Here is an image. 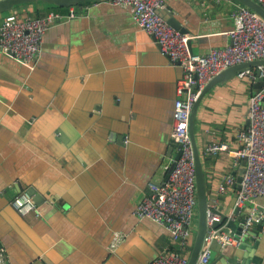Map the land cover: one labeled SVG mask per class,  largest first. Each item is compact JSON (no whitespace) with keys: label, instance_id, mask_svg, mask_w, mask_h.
Masks as SVG:
<instances>
[{"label":"crops","instance_id":"0c3cea01","mask_svg":"<svg viewBox=\"0 0 264 264\" xmlns=\"http://www.w3.org/2000/svg\"><path fill=\"white\" fill-rule=\"evenodd\" d=\"M165 2L189 30L193 53L231 42L235 0ZM60 12L33 69L0 48V264H147L176 247L163 226L135 211L178 154L171 134L182 68L128 7L98 2ZM253 92L235 76L199 106L200 150L230 146L203 157L209 189L217 175L235 173V135L249 125ZM27 188L44 196L39 217L12 206ZM233 199L222 198L225 214ZM247 240L250 258L264 264V225Z\"/></svg>","mask_w":264,"mask_h":264},{"label":"built area","instance_id":"2783aa9c","mask_svg":"<svg viewBox=\"0 0 264 264\" xmlns=\"http://www.w3.org/2000/svg\"><path fill=\"white\" fill-rule=\"evenodd\" d=\"M264 6V0H257ZM115 6L128 7L136 24L153 35L163 54L171 63L179 64L183 75L178 82L174 103L172 141L181 150V156L170 170L167 179L157 184L150 182L148 192L136 207L140 220L149 219L163 226L170 234L175 248L162 249L147 264H188L197 226L196 168L189 133L192 109L208 82L226 68L264 59V21L251 9L237 4L231 12L233 27L227 32L231 42L224 47H212L204 54H195L189 46L190 36L173 28L159 13L166 7L165 0H110ZM73 13L67 16H71ZM65 16L60 11H49L33 18L9 13L0 22V48L16 60L33 69L41 54V45L48 29ZM264 77V66L241 70L236 78L254 84ZM249 125L238 128L237 148L233 149L234 172L217 175L209 189L207 232L196 264H208L211 245L238 247L250 236L253 228L264 225V87L250 97ZM226 142L210 143L202 151L204 156H216L229 150ZM244 163L245 173L240 188H234L237 173ZM235 196L232 209L225 214L222 198ZM21 216H41L39 207L26 191L12 201ZM225 217V219H224ZM242 220V229L236 233L230 222ZM222 222L219 226L215 223Z\"/></svg>","mask_w":264,"mask_h":264},{"label":"water","instance_id":"95a60500","mask_svg":"<svg viewBox=\"0 0 264 264\" xmlns=\"http://www.w3.org/2000/svg\"><path fill=\"white\" fill-rule=\"evenodd\" d=\"M110 0H0V15L14 11L17 7L21 5H27L32 3H43L52 5L59 8H70L78 6L82 3H98V2H107ZM237 3L251 9L254 11L263 21H264V6L260 4L257 0H235ZM158 13L176 30H179L182 34H189V30L168 10V9H159ZM191 41H189V46ZM9 53V52H8ZM10 54V53H9ZM258 65L264 66V59L244 62L230 66L213 77L208 84L201 91L198 99L196 100L194 107L191 112L190 121H189V133L190 139L193 148V156L196 168V197H197V226L194 236V241L192 249L189 255L188 264H196L198 257L201 253L205 235L207 232V211H208V202H209V186L206 179L205 167H204V158L200 146L197 141L196 134V119L198 115L199 106L202 103L203 99L210 93V91L219 84H226L230 82L239 71L244 69H249ZM264 87V77L259 78L254 83V93L260 91ZM181 156V150L178 149V154L174 162L172 163L171 169L174 167L176 161ZM244 165V163H243ZM170 169V170H171ZM245 173V167L243 166L237 173L236 182L234 188H240L243 175ZM26 192L32 196L34 202L37 204L40 210L44 208V196L37 192L35 188H27ZM235 196L233 199V204L235 202ZM225 219V217H224ZM222 222L215 223V226H219ZM260 225L259 227H262ZM229 227L239 233L242 229V220L239 219L238 223L230 222ZM256 228H253L250 231V234L254 233ZM250 245L247 239H244L243 242L238 247L233 246H221L218 242L214 241L211 245V257L208 264H215L214 262L220 258L222 264H261V260L258 258H250V255L246 252L247 246Z\"/></svg>","mask_w":264,"mask_h":264},{"label":"trees","instance_id":"16d2710c","mask_svg":"<svg viewBox=\"0 0 264 264\" xmlns=\"http://www.w3.org/2000/svg\"><path fill=\"white\" fill-rule=\"evenodd\" d=\"M88 3L89 2L82 3V4H88ZM23 7L32 8V10H30L27 14H23V15H27V16H30V17H33V18L43 17L49 11H53V10H59V11L62 10V11H64V10L68 9V8H59V7H55V6L48 5V4H43V3H32V4H27V5H21V6L17 7L14 11L18 10L19 8H23ZM9 13H11V12H9ZM9 13L2 14V15H0V17L5 16V15H7Z\"/></svg>","mask_w":264,"mask_h":264},{"label":"rangeland","instance_id":"374dc122","mask_svg":"<svg viewBox=\"0 0 264 264\" xmlns=\"http://www.w3.org/2000/svg\"><path fill=\"white\" fill-rule=\"evenodd\" d=\"M28 8V7H27ZM194 241V240H193Z\"/></svg>","mask_w":264,"mask_h":264}]
</instances>
